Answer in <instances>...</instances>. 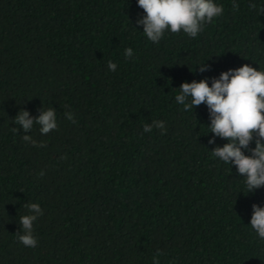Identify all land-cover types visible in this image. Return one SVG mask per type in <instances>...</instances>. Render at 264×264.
Here are the masks:
<instances>
[{"label": "trees", "instance_id": "trees-1", "mask_svg": "<svg viewBox=\"0 0 264 264\" xmlns=\"http://www.w3.org/2000/svg\"><path fill=\"white\" fill-rule=\"evenodd\" d=\"M214 2L223 13L197 37L168 30L155 43L138 0H0V264H264L250 225L264 187L248 193L237 166L212 155L229 141L209 143L206 104L175 99L184 82L264 71V0ZM42 108L58 129L34 124L38 147L12 128L21 109ZM154 120L164 134L143 131ZM26 203L44 213L35 248L17 234Z\"/></svg>", "mask_w": 264, "mask_h": 264}, {"label": "clouds", "instance_id": "clouds-1", "mask_svg": "<svg viewBox=\"0 0 264 264\" xmlns=\"http://www.w3.org/2000/svg\"><path fill=\"white\" fill-rule=\"evenodd\" d=\"M138 6L145 15L137 20L143 25V32L152 42L159 43L166 31L180 33L183 31L190 37H197L205 24L213 21L223 13V6L214 0H138ZM238 9V5H233ZM255 9L256 5H250ZM264 14V7L258 9ZM133 49L125 50L127 58L133 56ZM110 71L117 69V64L109 61ZM201 72L209 70L205 63L199 66ZM176 103L183 105L184 111H189L201 104H206L210 113V128L215 136L209 140L215 143V137L227 139L224 146L212 149V155L225 163L236 165L240 176L246 177L248 193L264 187V71L258 70L250 64L229 69L220 74L219 78H212L211 85L208 79L184 82L179 88ZM190 98V102H188ZM69 121L75 123L74 114L65 113ZM19 127H13L14 132L23 129L22 139L33 146L45 147L44 142H37L32 138L30 131L34 124L40 126L41 134H48L58 129L57 113L55 108L40 110L38 117H32L28 110L21 109L14 119ZM153 127L166 132L164 121H152L144 126V132H151ZM255 139V148H250ZM243 149H249L251 155H246ZM44 173L41 172L42 176ZM25 208L30 214L19 219L22 231H18V239L25 246L35 248L38 244L33 235L34 222L42 216L43 209L39 203H26ZM251 227L264 239V207L253 205Z\"/></svg>", "mask_w": 264, "mask_h": 264}]
</instances>
